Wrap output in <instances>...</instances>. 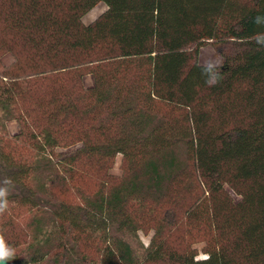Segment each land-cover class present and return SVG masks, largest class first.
I'll use <instances>...</instances> for the list:
<instances>
[{
	"label": "trees",
	"instance_id": "trees-1",
	"mask_svg": "<svg viewBox=\"0 0 264 264\" xmlns=\"http://www.w3.org/2000/svg\"><path fill=\"white\" fill-rule=\"evenodd\" d=\"M257 16L264 0H0L9 262L264 264ZM206 44L221 64L199 62ZM42 160L56 183L40 179ZM138 231H152L141 256L120 236Z\"/></svg>",
	"mask_w": 264,
	"mask_h": 264
},
{
	"label": "rangeland",
	"instance_id": "rangeland-1",
	"mask_svg": "<svg viewBox=\"0 0 264 264\" xmlns=\"http://www.w3.org/2000/svg\"><path fill=\"white\" fill-rule=\"evenodd\" d=\"M105 9H106V5L103 2L97 3L93 8H91L88 12H86L82 16L81 18L82 22L86 24L90 23L95 18H97L102 12H104ZM10 60H11V56H9V54L4 57L5 62H9ZM199 62L207 65H219L222 63V58L217 54L215 49L210 44H206L199 48ZM7 126L10 132L15 131L17 127L14 122L7 123ZM51 164L52 163L51 162L49 163V161L47 162V160L39 161V163L37 164L39 176L40 179L45 178L47 176H51L50 181L56 183L58 175L56 174L55 171L51 172ZM123 170H124L123 157L121 154H117L113 158L110 171L111 173L120 176L123 173ZM3 180L4 179L1 180V185H2L1 187H4L5 185L3 183ZM37 189L39 192L35 197L39 199V203L42 204V206H46L49 209H53L54 207L57 206L58 201L53 196H51L49 192L45 193L39 188ZM229 191L230 193H232V195L235 198L237 197V195H235V193L231 189H229ZM114 234H117V232L114 231ZM151 235H152V231H148V232L138 231L136 234H131L126 232L120 236L131 245V247L133 248V250L137 255L141 256L143 249L148 245L150 241ZM201 246H202L201 244H196V247L198 249H200ZM203 256H204L203 254L201 253L199 254V257H203Z\"/></svg>",
	"mask_w": 264,
	"mask_h": 264
},
{
	"label": "clouds",
	"instance_id": "clouds-1",
	"mask_svg": "<svg viewBox=\"0 0 264 264\" xmlns=\"http://www.w3.org/2000/svg\"><path fill=\"white\" fill-rule=\"evenodd\" d=\"M254 23L257 25L264 24V17L257 16L254 18ZM257 43L264 45V34H257ZM218 82V77L213 76L206 80V83L213 85ZM4 184H12L10 178H5ZM9 192L6 188L0 187V215L8 210L9 201L7 199ZM15 258V250L5 243L4 237L0 235V261H11Z\"/></svg>",
	"mask_w": 264,
	"mask_h": 264
},
{
	"label": "water",
	"instance_id": "water-1",
	"mask_svg": "<svg viewBox=\"0 0 264 264\" xmlns=\"http://www.w3.org/2000/svg\"><path fill=\"white\" fill-rule=\"evenodd\" d=\"M0 264H15V263L9 261H0Z\"/></svg>",
	"mask_w": 264,
	"mask_h": 264
}]
</instances>
